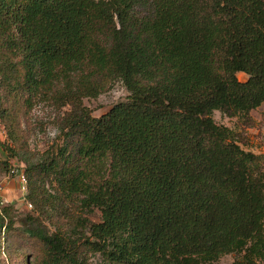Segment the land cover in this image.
<instances>
[{
    "label": "trees",
    "instance_id": "obj_1",
    "mask_svg": "<svg viewBox=\"0 0 264 264\" xmlns=\"http://www.w3.org/2000/svg\"><path fill=\"white\" fill-rule=\"evenodd\" d=\"M0 78L71 106L58 153L25 160L29 199L43 209L53 174L101 212L79 246L28 229L43 263L89 250L107 264H264V156L213 118L252 123L264 103V0H0ZM116 80L128 98L93 116L83 98ZM13 223L1 209L0 248Z\"/></svg>",
    "mask_w": 264,
    "mask_h": 264
},
{
    "label": "rangeland",
    "instance_id": "obj_2",
    "mask_svg": "<svg viewBox=\"0 0 264 264\" xmlns=\"http://www.w3.org/2000/svg\"><path fill=\"white\" fill-rule=\"evenodd\" d=\"M239 80L246 81L248 75L237 73ZM129 91L121 80L114 81L111 89L98 97H84L83 103L92 110L95 117L107 113L115 104L125 101ZM32 100H28V99ZM71 110L70 104H58L46 95H29L23 89L11 90L0 78V119L15 120L16 141L10 136L4 137V145H0V180L4 188L0 190V210L8 207L13 218L10 236L1 241L0 264L43 263L45 248L37 237L29 236L28 229L40 227L48 233H59L72 246H79L88 232L91 222L101 220V212L97 207H88L82 203L83 196L66 198L53 174L47 175L41 184L44 190V205L37 209L34 201L29 199L30 188L22 191L14 178L6 177L14 166L26 168L25 160L38 161L47 151L58 153L64 142L62 129L64 116ZM252 123L244 117L227 116L219 110L214 111L216 123L229 127L235 134L241 147L257 155L264 156V103L251 112ZM9 148L13 150L9 151ZM6 175V176H5ZM29 203L32 204L30 207ZM8 223V220L5 221ZM9 240V241H8ZM10 243V249L18 248L9 259L3 251ZM80 264H107L102 254L84 251ZM236 253L223 255L216 264H232Z\"/></svg>",
    "mask_w": 264,
    "mask_h": 264
},
{
    "label": "built area",
    "instance_id": "obj_3",
    "mask_svg": "<svg viewBox=\"0 0 264 264\" xmlns=\"http://www.w3.org/2000/svg\"><path fill=\"white\" fill-rule=\"evenodd\" d=\"M7 136V130L5 125L0 121V141L4 142V137ZM6 138V137H5ZM2 154L1 147H0V156ZM6 176V175H5ZM9 178H14L16 182H18V185L20 186L21 190L27 191L28 190V179L25 174L24 167H11L9 170V175L6 176ZM4 188V183L0 180V190ZM30 207H32V204L29 203Z\"/></svg>",
    "mask_w": 264,
    "mask_h": 264
}]
</instances>
